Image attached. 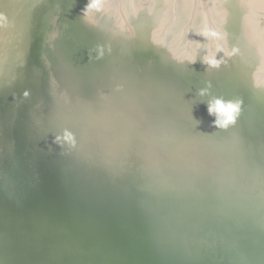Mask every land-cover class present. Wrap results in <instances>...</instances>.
I'll return each instance as SVG.
<instances>
[{
	"label": "water",
	"instance_id": "water-1",
	"mask_svg": "<svg viewBox=\"0 0 264 264\" xmlns=\"http://www.w3.org/2000/svg\"><path fill=\"white\" fill-rule=\"evenodd\" d=\"M227 1L210 57L143 10L0 0V264H264L259 41ZM215 97L242 102L227 129Z\"/></svg>",
	"mask_w": 264,
	"mask_h": 264
},
{
	"label": "bare ground",
	"instance_id": "bare-ground-1",
	"mask_svg": "<svg viewBox=\"0 0 264 264\" xmlns=\"http://www.w3.org/2000/svg\"><path fill=\"white\" fill-rule=\"evenodd\" d=\"M101 2H106L107 6L106 9L109 11H113V4L114 1L118 0H100ZM132 1V0H131ZM141 2L145 1L146 4L144 7L148 9L143 10L145 12L152 11L153 14L152 20L155 24V29L153 30L152 38L156 41L165 43L175 54L179 55H186L188 54H194L199 51V49L203 48V46L206 47V43L213 40V43L215 44V49L211 51L209 49V46L207 45L206 51L209 49L210 51L208 54L213 55L217 54L218 51H227V33L225 28H223L224 20H226L227 16V10L225 8H222L221 6L228 3L227 0H140ZM134 2V1H133ZM139 3V0L137 1ZM167 2H169V6L167 7ZM232 4L235 5L236 8L240 6L241 11L243 12L242 15H244V12L248 11L249 13L246 14V17L249 19V22L251 23V29L253 31V34L255 35V39H257L259 42L257 44V50L259 53V65H258V75H257V81L264 80V28H262L258 22L260 20L259 18L262 16V13L264 12V2L262 0H231ZM122 3V2H121ZM129 3V2H128ZM136 3V0L134 4ZM126 4V3H124ZM131 4V3H129ZM133 4V3H132ZM131 4V6H132ZM149 4V5H147ZM191 4L193 6H191ZM207 7L208 12H205L206 15H204V18L202 20L201 13L204 14V12H201L202 7ZM193 7V10L191 11V8ZM150 8V9H149ZM200 8V9H199ZM257 9L260 8L259 13H257ZM142 9V8H141ZM140 9V12H141ZM206 11V10H205ZM201 12V13H200ZM251 12V13H250ZM121 15V18L128 17L130 11H128L127 7L123 6L120 8L119 6V12ZM256 13V14H255ZM255 14V15H254ZM213 17V18H212ZM217 23L213 24V20ZM182 22V24H181ZM189 22V23H188ZM193 22V26L192 25ZM258 22V23H257ZM190 24L189 28L193 32L196 33L200 30H202V33L208 37L212 35H215L217 38L205 40L202 38H197L194 42L191 43V48L178 43L177 39V33L184 29V26L186 24ZM182 25V26H181ZM196 29V30H195ZM188 32V29H186ZM195 30V31H194ZM199 31V32H200ZM185 31V33H187ZM172 33L173 37L171 36ZM199 34V33H198ZM188 35V34H187ZM192 35V34H191ZM193 39V38H192ZM218 45V46H217ZM212 48V47H211ZM205 51V52H206ZM209 55V56H210ZM211 57V56H210Z\"/></svg>",
	"mask_w": 264,
	"mask_h": 264
},
{
	"label": "clouds",
	"instance_id": "clouds-1",
	"mask_svg": "<svg viewBox=\"0 0 264 264\" xmlns=\"http://www.w3.org/2000/svg\"><path fill=\"white\" fill-rule=\"evenodd\" d=\"M100 6V0H89L88 4L82 10V14L87 17L90 11H99ZM193 63H195V61H193ZM205 63L211 67L219 66V62L215 59L206 60ZM210 88L211 84L209 83L205 88H202L198 91V95L201 97L208 95ZM23 95L26 97L29 95V93L25 91ZM241 103L242 102L239 100H225L222 97H215L209 101L207 103V111L210 116L215 117L214 121L212 122L213 125L217 129H227L230 125H234L241 110ZM196 123H199V121ZM61 140L71 143L73 146L75 145V140L73 139L72 133L67 130L64 131L62 136L59 134L54 135L52 144L62 148L63 144L60 143Z\"/></svg>",
	"mask_w": 264,
	"mask_h": 264
},
{
	"label": "rangeland",
	"instance_id": "rangeland-1",
	"mask_svg": "<svg viewBox=\"0 0 264 264\" xmlns=\"http://www.w3.org/2000/svg\"><path fill=\"white\" fill-rule=\"evenodd\" d=\"M135 2V0H118V1H114V4H113V8H112V10L115 12V14L117 15H120L118 12H119V6H120V8L121 7H123V6H125V7H127V9H128V11H130L132 14H136L137 12H140V9L141 10H147L148 11V9L146 8V7H144L146 4L144 3L145 1H143V2H141L140 0H139V3L137 2L138 0H136V3L134 4V2ZM191 2H193L192 0H190ZM122 2V3H121ZM133 3L132 4V6H131V4H129V3ZM263 2H264V0H263ZM124 3H126V4H124ZM168 4H167V7L169 6V2H167ZM147 5H149V4H147ZM191 6H193L192 4H191ZM204 8V9H203ZM150 9V8H149ZM200 9V8H199ZM202 9L203 10H201L200 9V11L201 12H204V14L203 13H201L202 15H201V18H202V20H203V18H204V15H206V13L205 12H208V9H207V7L205 6V7H202ZM206 10V11H205ZM256 10H257V13H259V11H262V10H260V8L259 9H257L256 8ZM244 11V10H243ZM147 13H151V14H153L152 13V11H149V12H147ZM249 12L248 11H246V12H244V17H246V14H248ZM251 13V12H250ZM130 14V13H129ZM256 14V13H255ZM254 14V15H255ZM207 16V15H206ZM213 18V17H212ZM247 18V17H246ZM205 19V18H204ZM260 20H258V22H259V24H260V26L262 27V28H264V12L262 13V16L259 18ZM213 20V19H212ZM215 20V19H214ZM213 20V24H215L216 22V20L214 21ZM204 21V20H203ZM257 22V23H258ZM189 23V22H188ZM186 24L185 26H184V29H182L181 31H179L178 33H177V39L179 40L178 41V43L179 44H181L182 46H186V48L187 47H189V48H191V46H193V45H191V43L193 42V43H195L194 41L199 37V38H202V39H205L206 41L207 40H209V39H213V38H217L215 35H212L211 34V36L210 37H208V39H207V36L206 35H204V33H202V30L199 32H197V30L195 31L196 33H191V32H193L192 30H191V28H189V25L190 24ZM181 24H182V22H181ZM217 24V23H216ZM183 25V24H182ZM181 25V26H182ZM190 26H193V22H192V25H190ZM250 27H251V25H250ZM186 29H188V32H187V30ZM252 30V29H251ZM185 31L187 32V33H185ZM199 33V34H198ZM252 33H253V31H252ZM169 34H171V36L173 37V35H172V33H169ZM188 34V35H187ZM192 34V35H191ZM193 38V39H192ZM208 46H209V49L211 50V51H213L214 49H215V44H217V42L216 43H213V40L212 41H209L208 43H206ZM207 45H206V47L205 46H203V48H201V49H203L202 50V52L204 53L206 50V48H207ZM263 45H264V43H263ZM218 46V45H217ZM212 47V48H211ZM207 50V51H210V50ZM206 51V53L208 54L209 52H207ZM205 53V54H206ZM204 54V55H205ZM216 54V53H215ZM217 54H222V51H218V53ZM208 55H210V54H208Z\"/></svg>",
	"mask_w": 264,
	"mask_h": 264
},
{
	"label": "flooded vegetation",
	"instance_id": "flooded-vegetation-1",
	"mask_svg": "<svg viewBox=\"0 0 264 264\" xmlns=\"http://www.w3.org/2000/svg\"><path fill=\"white\" fill-rule=\"evenodd\" d=\"M263 1V0H262Z\"/></svg>",
	"mask_w": 264,
	"mask_h": 264
}]
</instances>
